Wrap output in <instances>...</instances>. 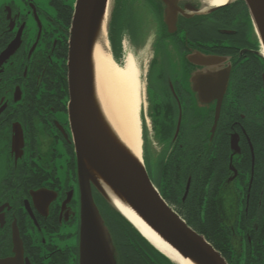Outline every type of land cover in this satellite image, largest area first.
I'll return each instance as SVG.
<instances>
[{"label":"flooded vegetation","instance_id":"flooded-vegetation-1","mask_svg":"<svg viewBox=\"0 0 264 264\" xmlns=\"http://www.w3.org/2000/svg\"><path fill=\"white\" fill-rule=\"evenodd\" d=\"M125 8L134 48L142 20L151 28L142 37L153 35L142 113L154 184L181 195L183 204L168 202L179 214H201L228 264H264V51L246 2L127 0ZM21 28L17 49L3 55ZM70 29L62 5L0 0V262L80 263ZM224 70L226 87L202 100L195 77Z\"/></svg>","mask_w":264,"mask_h":264},{"label":"water","instance_id":"water-1","mask_svg":"<svg viewBox=\"0 0 264 264\" xmlns=\"http://www.w3.org/2000/svg\"><path fill=\"white\" fill-rule=\"evenodd\" d=\"M233 1L227 0L222 4H216L211 0L214 5L219 7L228 6ZM244 1L250 10L260 45L264 51V0ZM109 5L111 9L107 24L108 40L112 57L120 66L124 65L122 56H125L127 42L130 43V47L134 50L138 47L140 48L149 37L143 38L142 36H145L147 31L151 30V28H148L147 21L142 20L140 27L142 36L139 35L138 41L140 43L137 48H134L127 31L128 26L125 27L126 25H124L120 53L119 56H116V41L112 32L114 27L118 29L116 24L120 19H124V21L128 19L125 1H75L69 37L68 82L71 96L69 113L78 156L81 192L79 264H119L116 246L101 213L103 205L107 204L114 206L157 251L167 257L173 264H181L173 253L163 250L160 245L150 239L114 205L113 199L101 186L99 178H102L116 191L124 202L135 210L140 218L159 237L178 251L185 259H190L195 264H228L222 254L207 241L205 236L190 227L181 215L170 206L149 175L145 159L146 127L142 113L144 105L142 89L140 109L142 164L134 160L117 145L100 120L92 92L90 59L95 37ZM141 9H144V7H141ZM21 33L22 28L17 38L9 45L3 55L8 56L14 53L19 45ZM132 54L130 53L129 55ZM199 62L211 64L215 62V59H203L199 60ZM195 78L197 81L202 80L198 89L201 99L209 102L214 98V94L212 92L209 94L208 90L212 87L225 88L229 75L224 70ZM217 95L219 100L216 106L212 134L216 131L222 106L223 95L220 93ZM93 189H95V195ZM187 189L189 190V185ZM0 264H21V261L15 258L3 260Z\"/></svg>","mask_w":264,"mask_h":264},{"label":"bare ground","instance_id":"bare-ground-1","mask_svg":"<svg viewBox=\"0 0 264 264\" xmlns=\"http://www.w3.org/2000/svg\"><path fill=\"white\" fill-rule=\"evenodd\" d=\"M213 1L216 4H222L227 0ZM110 9L109 5L91 52L90 66L94 103L98 109L100 120L106 131L110 133V137L134 160L142 164V125L140 118L142 86L139 80V70L131 55L127 57L124 66L117 64L112 57L107 29ZM99 182L113 199L114 205L150 239L160 245L163 250L173 253L181 264H195L192 260L185 259L159 237L102 178H99Z\"/></svg>","mask_w":264,"mask_h":264},{"label":"trees","instance_id":"trees-1","mask_svg":"<svg viewBox=\"0 0 264 264\" xmlns=\"http://www.w3.org/2000/svg\"><path fill=\"white\" fill-rule=\"evenodd\" d=\"M49 1L51 4L55 5L56 10L61 5L63 6L66 31H68L74 13V5L70 3V0ZM121 15L123 16L122 13ZM129 24L128 19L125 21L122 19L121 23L119 20L116 24L118 29L116 27L113 29V38H115V41L118 42L119 46H121L122 42L123 26L126 25L125 27H127ZM116 56L118 55L116 54ZM167 185L169 186L168 180L166 186ZM158 189L164 199H166L171 205L176 206L177 202L183 204L182 198H180L181 195L179 197H173L168 191H166V189L160 187ZM103 206L101 213L116 246L119 264H173L167 257L157 251L114 206L111 204ZM182 211L183 210H180L181 213H183ZM181 213L180 215L190 226H192L198 233L203 234L217 250H220L218 241L212 236L213 232L210 233L203 227L202 216L200 213L196 215L193 214L194 216L192 215V218L185 213Z\"/></svg>","mask_w":264,"mask_h":264},{"label":"rangeland","instance_id":"rangeland-1","mask_svg":"<svg viewBox=\"0 0 264 264\" xmlns=\"http://www.w3.org/2000/svg\"><path fill=\"white\" fill-rule=\"evenodd\" d=\"M39 3L41 4H45L48 2V0H37ZM76 0H70L71 4H75ZM125 2L127 0H124ZM139 6H143V3L138 2ZM122 19H120L121 22ZM152 41H153V35H150L147 39L145 44L137 49H132V47H130V43L127 42V46H126V52H125V56L123 57V64H125L127 57L129 56L130 53H133L131 56H133L136 60L137 66H138V70H139V80L141 82V86H142V91H143V98L145 97V83H146V75H147V71H148V65L150 63V59L152 57ZM115 49H116V53L119 56L120 53V46L118 44V42H116L115 45ZM124 66V65H123ZM146 167L147 170L149 172V175L152 179V181L154 183L157 182V178H158V172L156 170V167L153 165L152 160L147 159L146 160ZM74 243L73 241L71 242V244Z\"/></svg>","mask_w":264,"mask_h":264}]
</instances>
